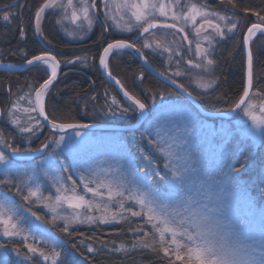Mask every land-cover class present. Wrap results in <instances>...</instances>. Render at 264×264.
<instances>
[{
  "label": "rangeland",
  "instance_id": "obj_1",
  "mask_svg": "<svg viewBox=\"0 0 264 264\" xmlns=\"http://www.w3.org/2000/svg\"><path fill=\"white\" fill-rule=\"evenodd\" d=\"M94 1L46 0L35 18L36 33L50 48L41 26L45 15L56 12L59 20L70 27L65 31L69 39H84L95 15L100 17L102 13V9L95 8ZM100 3L117 33L138 27L141 32L152 21L163 20L157 23L166 27L147 36L145 41H161L160 47L168 52L166 56L159 55L166 58L163 64L167 68H171L167 64L169 50L181 42L176 31L188 34L194 44L213 34L208 33L204 23L214 22L234 33L230 29L235 25L232 18L192 0ZM135 11L140 12L139 18ZM73 15L74 22L70 19ZM258 35H251L250 44ZM211 42L206 40L208 45ZM152 45L157 47V43ZM123 52L128 51L121 47L112 49L104 59V70L110 76L106 65L114 54ZM48 62L52 70L43 62L40 65L51 75L54 66ZM170 64L174 71L182 69L179 59L173 58ZM199 80L196 79L197 84ZM28 95L13 103L7 117L17 131L36 136L42 128L35 118L32 95L27 99ZM122 100L133 108L137 118L142 115ZM149 101V113L137 134H54L48 130L53 137L35 151L7 149L0 144V264H55L53 252L46 254L44 248L60 242L57 230L67 234L75 228L125 223L126 215L133 214V210L152 224L165 242L161 248L163 256L174 264H264V200L250 192L253 186L264 184V97L252 89L239 113L227 122L201 117L191 105L176 97ZM127 118L122 114H99L91 120L125 124ZM137 139L145 145L142 154L153 153L162 160L160 178L151 179L140 168L144 160L137 157L139 150L132 149ZM43 149L39 158L28 162H16L7 154L9 150V155L29 156ZM241 154L255 156L257 166L252 165V171L255 168L256 176L249 181L240 178ZM64 158L69 160V170L64 166Z\"/></svg>",
  "mask_w": 264,
  "mask_h": 264
},
{
  "label": "trees",
  "instance_id": "obj_2",
  "mask_svg": "<svg viewBox=\"0 0 264 264\" xmlns=\"http://www.w3.org/2000/svg\"><path fill=\"white\" fill-rule=\"evenodd\" d=\"M45 1L0 0V62L21 64L29 58L48 51L35 33V17ZM199 1L208 3L212 10L232 18L235 25L230 28L234 32H230L231 37L226 43L219 44L213 53V77L216 81L214 90L205 98H201L194 89L189 90L205 110L226 112L243 94L245 58L242 37L251 25L259 24L264 27V0H195L197 3H200ZM68 28L69 26L63 21L59 23L55 12H49L42 23L43 36L51 43V50L63 69L59 79L46 95L44 102L46 117L60 124L131 125L135 123L137 115L133 108L122 100L115 88L103 79L98 70V59L103 48L107 43L118 39L98 21L88 37L79 43L68 38L65 32ZM250 50L252 89L264 97V35H258L254 39L250 44ZM125 55L132 58L128 52H123L121 56L114 54L109 61V70L129 94L137 97L147 107L150 99L154 102L165 97L183 100L174 89L146 72L133 58L128 61ZM27 77L30 78L33 88H36L46 81L48 73L45 68L40 67H33L26 72L0 70V103L4 111L12 108L15 102L13 99L21 94ZM174 79L181 85L184 84L180 78ZM99 114L108 117H118L122 114L127 116L128 120L125 124L91 120ZM36 120L39 122L37 118ZM217 121L228 120H212V122ZM39 124L42 131L34 136L31 132L22 134L11 123L9 125L2 121L0 137L10 144V148L35 151L53 137L40 122ZM138 141L135 140L132 149L137 152L139 150L137 157L144 160L140 168L145 175H149V178L154 180L160 178L162 160L153 153L142 154L145 145ZM35 159L37 158L33 160ZM238 159L240 161L238 168L242 169L240 172L242 180L249 181L251 176H256L255 168L252 171V165L257 166L255 156L241 154ZM64 160V166L69 170V160L67 158ZM67 173H64L65 176H68ZM250 192L258 194L260 201L264 200V184L253 186ZM126 219L125 223L111 226L75 228L67 234L57 230L60 242L53 247L44 248V252L46 254L53 252L56 257L55 264H174L163 256L161 248L165 242L149 221L143 219V216L135 210L133 214L126 215Z\"/></svg>",
  "mask_w": 264,
  "mask_h": 264
},
{
  "label": "flooded vegetation",
  "instance_id": "obj_3",
  "mask_svg": "<svg viewBox=\"0 0 264 264\" xmlns=\"http://www.w3.org/2000/svg\"><path fill=\"white\" fill-rule=\"evenodd\" d=\"M192 1H194L195 2V0H192ZM95 2V8L97 9V10H100V9H102V13L100 14V17H98V16H96L95 15V17H94V21H93V23H92V25H91V27H90V31L87 33V36L85 37V38H87L88 37V35L90 34V32H91V30H92V28H93V26H94V24L98 21V22H102L105 26H106V29L110 32V33H112L118 40L117 41H123V42H127V43H129V44H133L140 52H141V54L144 56V58L153 66V67H155L156 69H158L160 72H162V73H164V74H168L170 77H172V78H180L181 79V81H183L184 82V84H182V86L184 87V88H186V90L191 94V92H190V90L189 89H194L195 91H197L198 92V94H199V96L201 97V98H205L206 96H207V94H209L212 90H214V88L216 87V81H215V79H214V77H213V72H214V62H213V53H214V50H216V48H217V46H219V44L220 45H222V44H224V43H226V41L229 39V37H231V35L232 34H230V30L228 31L227 29H223V28H221L219 25H217L216 23H214V22H209V23H204L205 25V27H208L207 29H209L208 31V33H210V31L211 32H213V34H210L209 36H208V38H206V36H205V38H206V40H211L212 42H211V45H208L207 43H206V40L205 39H203V40H205V42H203V40L202 39H200V42L202 43V44H199L198 42L196 43V44H194V43H191V39H189L188 38V34L186 35L185 33H183L182 31H176V33H177V35L180 37V39H181V42H180V44H176V45H174L173 47V49L172 50H169V55H170V58H169V62L167 63V64H169V66L171 67V68H167V67H165V64H163V61L164 60H166V58H163L161 55H159V54H162V55H164V56H166L167 55V52L168 51H166V50H164L165 48H161L160 47V45H161V41L160 40H158V39H156V40H154L153 42L151 41V40H149V41H145V39H146V37L147 36H149V35H151L152 33H154V32H157V31H161V29H163L162 28V25H157V27L156 28H154L153 30H151V31H149V32H147L146 34H143L142 36H140V27H138L139 29L138 30H135V31H131V29H129V30H126L125 32H123V33H117L116 31H115V28H114V26L112 25V23L109 21V20H107V18H106V14H105V10L103 9V5L100 3L101 2V0H95L94 1ZM200 3H198V4H200L201 6H203V7H205L206 9H209V10H212V8H211V6H209L208 5V3H206V2H204V1H199ZM212 11H214V10H212ZM134 11H132V13H133ZM216 12V11H215ZM56 13V12H55ZM135 13H137V15H138V18H139V14H140V12L138 13L137 11H135ZM46 16V15H45ZM58 16V15H57ZM36 17H37V15H36ZM35 17V18H36ZM71 19V21L72 22H74V20L76 19V16L75 15H73V17L72 18H70ZM36 20V19H35ZM44 20V19H43ZM58 20H59V16H58ZM62 21V20H61ZM60 20H59V23L61 22ZM158 21H160V22H162L161 20H156V22H154V21H152L151 23L152 24H158L157 22ZM71 22V27H73V23ZM77 22V21H76ZM164 22V21H163ZM42 23H43V21H42ZM140 23V22H139ZM165 23H167V22H165ZM129 25V24H128ZM128 25H127V28H129L128 27ZM151 25V24H150ZM143 26H145V25H143ZM149 26V25H148ZM164 27H166V26H164ZM70 28V27H69ZM147 27H144L142 30H144V29H146ZM231 28V27H230ZM169 29V28H168ZM198 29H199V31H201L202 30V26L200 25L199 27H198ZM41 30H42V26H41ZM179 30V29H178ZM35 33H36V29H35ZM42 33V32H41ZM206 33V32H205ZM204 32H203V34H205ZM198 35H202V34H198ZM36 36H37V38L39 39V41L43 44V46L45 47H47V45H45V43L42 41V39H41V37L36 33ZM42 36H43V33H42ZM43 38H44V36H43ZM84 38V39H85ZM84 39H82V40H84ZM130 39V41H127V40H129ZM71 40V39H70ZM82 40H80V41H74V42H77V43H79V42H81ZM199 41V40H198ZM50 43V42H49ZM111 43H113V42H111ZM153 43H157V47H154L153 45L152 46H150V44H153ZM51 44V43H50ZM108 44H110V43H107L106 44V46L103 48V49H105L106 47H107V45ZM48 48V51H46V52H43V53H41V54H38V55H36V56H34V57H32V58H29V59H27V60H25V62L24 63H26V62H28V61H30V60H32V59H34V58H36V57H39V56H41V55H44V54H48V55H50L51 57H53L55 60H56V58H55V56H54V52L51 50L52 49V45H51V47L49 48V47H47ZM160 49V51H157V50H159ZM129 54H131V53H129ZM120 55H122V54H120ZM119 55V56H120ZM100 56H101V54H100ZM131 56H132V54H131ZM125 57H126V59L128 60V61H131L132 60V58L134 59V60H136L133 56H132V58L131 57H129V56H127V55H125ZM131 58V59H130ZM179 59L180 61H181V66H182V69L181 70H179V71H174V69H172L173 67H172V65L170 64L171 63V60L172 59ZM99 59H100V57H99ZM99 59H98V70H99ZM42 61H44V60H42ZM42 61H40V62H42ZM47 61H50V60H47ZM137 61V60H136ZM40 62H38V63H35V64H32V65H30L28 68H26V69H24V70H21V71H13V72H26L27 70H29V69H31V68H33V67H36V68H38V67H40V68H44V66H42V65H40ZM56 62H57V64H58V76H57V79H56V81L53 83V85L57 82V80L59 79V77H60V74H61V72L63 71V69H62V66L59 64V62L56 60ZM138 62V61H137ZM24 63H21V64H13V63H7V64H12V66L13 67H19V66H21L22 64H24ZM139 63V62H138ZM106 64V63H105ZM53 65V64H52ZM67 65H70V64H67ZM140 65V64H139ZM106 66H108V68H109V64H107ZM141 66V65H140ZM77 70L79 69H82V68H76ZM47 71V70H46ZM110 71V70H109ZM180 71H181V73H180ZM184 71H186L185 72V75H184ZM100 72V71H99ZM147 72V71H146ZM177 72V73H176ZM47 73H48V71H47ZM101 73V72H100ZM186 73L187 74H190V73H193L192 74V76H187L186 75ZM50 74V73H49ZM48 74V78L46 79V80H48L49 79V77H50V75ZM26 76V75H25ZM101 76L103 77V75H102V73H101ZM174 76V77H173ZM113 77V76H112ZM113 78H115V77H113ZM197 78H199L200 80V84H197V82H196V79ZM103 79L108 83V81L103 77ZM116 79V78H115ZM118 80V79H117ZM176 80V79H175ZM119 81V80H118ZM45 82V81H44ZM43 82V83H44ZM43 83H41V84H43ZM179 83V82H178ZM40 84V85H41ZM109 84V83H108ZM121 84V83H120ZM179 84H181V83H179ZM39 85V86H40ZM52 85V86H53ZM110 85V84H109ZM38 86V87H39ZM51 86V87H52ZM111 86V85H110ZM38 87H36V88H33V84H32V82L30 81V78L28 79V77L26 78V82L24 83V85H23V90H22V92H20L21 94L19 95V96H17V97H15L14 99H13V101H16L17 99H20V98H22L24 95H28L27 96V99H30V96L32 95V97H31V101H32V106H33V96H34V93H35V91H36V89L38 88ZM50 87V88H51ZM50 90V89H49ZM48 90V91H49ZM48 91H47V93H48ZM47 93H46V95H47ZM46 95H45V97H46ZM133 96V95H132ZM135 97V96H134ZM181 100V99H180ZM181 101H183V102H185V103H188L186 100H181ZM1 102V101H0ZM144 104V106L146 107V109H147V111H148V107L145 105V103H143ZM33 108H34V106H33ZM2 109V105H1V103H0V122H2V121H4V122H7L9 125H10V122H9V118L7 117V115H8V112L10 111V110H3ZM148 113H149V111H148ZM6 115V116H5ZM5 116V117H4ZM37 118V117H36ZM38 119V118H37ZM40 122V121H39ZM41 123V122H40ZM12 125V124H11ZM13 126V125H12ZM20 133H22L23 134V131L22 132H20ZM28 134V133H27ZM0 144H5L7 147V149H10V144L9 143H6L5 142V140H3L1 137H0ZM12 149V148H11ZM15 149V148H14ZM7 154H8V156L10 157V158H12V155H9V150H8V152H7ZM13 159V158H12ZM14 160V159H13ZM14 161H16V160H14ZM17 162V161H16Z\"/></svg>",
  "mask_w": 264,
  "mask_h": 264
},
{
  "label": "water",
  "instance_id": "obj_4",
  "mask_svg": "<svg viewBox=\"0 0 264 264\" xmlns=\"http://www.w3.org/2000/svg\"><path fill=\"white\" fill-rule=\"evenodd\" d=\"M157 25L163 24H151L146 29L142 30L140 33V36L143 34H146L147 32L153 30L157 27ZM253 33H257L260 35H264V27L259 24L251 25L243 38V53L245 58V84H244V90L241 98L238 100L237 104L230 110L228 113H219V112H211L208 110H205L197 101L196 99L179 83L175 82L168 74H164L160 72L158 69L153 67L141 54V52L132 46L131 44L123 41H115L113 43H110L107 45V47L103 50L101 53L100 59H99V67L102 72L103 77L108 81V83L115 88V90L118 92L121 98L131 103L135 108L139 109L142 112V115L137 118L135 123L131 125H115V124H89V123H72V124H60L50 121L43 111L40 110V97L43 92H46V90H49L50 87L53 85V83L56 81L58 76V64L56 60L49 56V55H43L36 57L24 64H22L19 67H13L7 64H0V70L1 71H21L26 68H28L30 65L38 63L42 60H50L53 64L54 71L51 73L48 80H46L43 84H41L35 91L33 96V106L35 110V114L38 118V120L41 122V124L49 131H51L54 134H62L67 133L70 131H92V132H110V131H116V132H135L140 130L144 120L146 119L148 115V111L146 107L141 104L138 100L133 98L120 84V82L110 76L105 70H104V59L107 57V55L111 52L112 49L115 48H124L128 52L132 54V56L139 62L141 67L147 71L149 74H151L153 77H155L158 81L168 85L172 89H174L184 100H186L196 111L197 113L204 118L207 119H223V120H231L236 114L239 113V111L242 109V107L245 105L248 97L251 93L252 88V55L250 51V37ZM44 149L41 151H38L37 153L29 156H16L12 155V158L18 162H28L33 160L34 158H39L43 153Z\"/></svg>",
  "mask_w": 264,
  "mask_h": 264
},
{
  "label": "bare ground",
  "instance_id": "obj_5",
  "mask_svg": "<svg viewBox=\"0 0 264 264\" xmlns=\"http://www.w3.org/2000/svg\"><path fill=\"white\" fill-rule=\"evenodd\" d=\"M117 49H119V48H115V49H113V51L114 50H117ZM45 65H47V68L48 69H51V66H50V64H49V62L47 61V60H44V61H42ZM52 70V69H51ZM45 93L46 92H43L42 93V95H41V97H40V110L41 111H43V103H44V96H45Z\"/></svg>",
  "mask_w": 264,
  "mask_h": 264
}]
</instances>
